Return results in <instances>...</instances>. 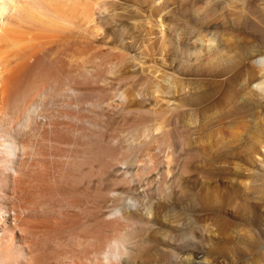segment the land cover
<instances>
[{
	"label": "bare ground",
	"instance_id": "bare-ground-1",
	"mask_svg": "<svg viewBox=\"0 0 264 264\" xmlns=\"http://www.w3.org/2000/svg\"><path fill=\"white\" fill-rule=\"evenodd\" d=\"M149 1L163 42L167 5ZM113 4L0 0V49L13 58L0 57V264H211L212 250L237 242L240 256L264 264L254 253L264 241L245 227L231 230L215 215L228 206L247 224L249 195L264 199V181L251 166L264 152V0H180L174 18L182 21L185 65L182 78L168 80L162 90L174 95L180 85L183 96L167 111L136 98L145 94L142 84H117L121 88L111 92L99 85L84 95L74 87L78 75L55 79L57 67L80 60V70L81 61L98 53L73 28L87 31L82 25L101 14L127 17V7L122 16ZM125 28L99 53L110 57L101 60L103 70L85 65L82 78L105 86L109 75L111 82L127 78ZM110 114L140 119L110 130ZM58 118L66 120L63 127ZM150 126L161 132L146 139ZM160 144L171 149L162 171L153 151ZM226 179V185L217 183ZM145 196L156 200L147 214ZM126 199L138 206H126ZM260 220L258 235L264 233Z\"/></svg>",
	"mask_w": 264,
	"mask_h": 264
},
{
	"label": "rangeland",
	"instance_id": "rangeland-1",
	"mask_svg": "<svg viewBox=\"0 0 264 264\" xmlns=\"http://www.w3.org/2000/svg\"><path fill=\"white\" fill-rule=\"evenodd\" d=\"M158 1L160 2L162 0H158ZM112 2H115V4H113L115 12H117V14L118 13L122 14V16L126 15L127 17L121 18L120 16H118V18L120 17V19H118L117 16H114L116 18L112 19L113 16L112 17L110 16V18L108 16V18H107V17H103L104 14H101L100 18H96V17L93 16L92 20L90 21L91 23L87 22L88 25H87V23L82 25L83 28H86L87 31H84V30H82L80 28H78V29L77 28H73L74 30L72 29V34H74L75 36L83 39V41H85V43L87 42L86 44L91 45L93 48L91 46L87 45L88 47L91 48V50L94 49L95 52H96V50L98 51V53H96L97 54L96 61L94 60V58L96 57V54L94 52L95 55H93V57L89 55V57H87V60L84 58L85 60L83 59L84 61L83 62L81 61V65L82 66L84 65L81 68L82 70L81 69L80 70L77 69L79 67L76 66V63H77V65L80 66V60H77V62L72 63L71 65H64V66L62 65L63 67L60 66L62 68L57 67V68L60 69V71H59V69H57L58 73L55 72L56 73L55 79L58 80V82H62L63 74L65 75L66 72L69 75H71V74L72 75H78V80L76 79L74 87H76V88L79 87L80 90H79L78 93L83 91L81 94L85 93L84 95H86V93L89 94L90 92L95 91L94 88H97V90H101V87H99V85L102 86L103 89L105 88L108 92H111L112 90H115V88H117V87L121 88V86H118V85H121V84H122V87L123 86L126 87L128 85L127 88L135 86L136 89L141 87L140 85L142 84V86L144 87V92H145L144 96L145 97L143 95L141 96V95H137L136 94V98L137 99L143 100L144 103L147 106H149L150 108H152L153 110H156V111H167V109L168 110H169V108L171 109L172 106L177 104L179 99L183 96V90L181 89L180 85L177 88L178 91L174 95L170 94L168 92H163V90H162V89H164L163 86L166 85V82L168 80L171 81L173 78H176V79L180 80L182 78V74L181 73H182V71L184 69L183 65H185L184 64L185 62H183V60L181 61L182 58H180V55H179V52H180L181 48H183L182 44H180V42H181L180 40H183V36H182V32H181L182 30H181V26H180L182 21L181 20L177 21L174 18L175 11H177V9L179 8L180 0H172V1H169V0L166 1L165 0V2L163 4L165 6L167 5L166 6L167 7L166 10H164L163 13H162L163 19H166L165 20V24H166V27H167L166 28L167 30L165 29L164 32H163L164 36L162 37V39L164 37H166V39L165 38L163 39L164 40L163 42L160 40L161 39L160 38V33H159L160 32V28L156 27L157 26V24H156L157 8L151 6L152 3L150 4L149 0L147 2H145V3H143L142 5L140 3L135 2V0H112ZM157 6H159V5H157ZM115 7H116V9H115ZM123 7L124 8L127 7V9H129V10H127V12L129 14L127 12H125V15H123L124 14L123 12L125 11ZM128 17H129V20H128ZM130 17H132V18L134 17L135 20L133 18L132 21H131ZM102 18L103 19L106 18V19L103 20ZM110 19H112V20H110ZM114 19H116L117 22ZM121 20H123V21H121ZM110 21H112V23ZM124 23H126L127 25L124 24ZM124 27H126L125 28L126 31L125 30H124L125 32L123 31L124 39L122 41H124L123 43L126 44V46L128 48V51H129L128 55L130 56V60L128 59V61H126V63H125L126 69L124 68V70L126 71V76H127V78L125 77L124 80H126V81L124 82V80L122 79L121 82H119L120 83L119 84V83L116 82L117 81L116 79H115L116 81L114 79H112L113 82H111L110 79L113 76L109 75L111 78L109 77L110 79L108 81H105V84L107 86L106 87L104 85V83H98V81H96L95 79L92 80L93 77H90V79H88L89 76L87 78H82L80 76V73H79L80 71H81L82 75L84 73V76H87L88 74H86V73H87V71L89 72V70L91 72H96V71H99V70H103V68L105 66V63L103 64V61L101 63V60H104V59L107 60L108 58L110 59V57L107 56L108 54L106 53L107 52L106 50H108L109 46L111 47L114 44V37H115L114 35H115V33H117L121 28H122L121 30H123ZM248 27H249L250 31H253V28H254V30L259 28V27L256 28V26H251V27L248 26ZM73 31H74V33H73ZM191 40L192 39H190V41L188 40L187 42L189 43V42H191ZM160 44H162V45L160 46ZM90 48H89V50H90ZM2 49H0V51H1L0 52V57L2 58V56H4L5 54L6 55L8 54V56H9L10 50H2ZM161 49H162V53H161ZM94 50H92V51H94ZM101 50H104L106 52L102 51V53H101L102 55H100L99 53L101 52ZM6 51H8V52H6ZM92 54H93V52H92ZM104 56H106V58ZM9 57L6 56L5 58L7 60H9ZM90 57H92L91 60H90ZM132 57H134V60L131 59ZM10 58H12V57H10ZM98 58H100V59H98ZM88 59H89V61H88ZM10 60H13V58L10 59ZM85 61L87 63L89 62V64H86ZM92 61H93V64H92ZM85 65H87V67H88V65L89 66L93 65V67L90 66L93 69L91 70V68L89 69ZM96 65L98 66L97 68H95ZM70 66H72V67H70ZM73 68H75V71H74ZM63 69L65 71L64 73H63ZM65 69H68V70L69 69H73V70L68 71V70H65ZM72 71H74V74H73ZM82 71H84V72H82ZM77 72H78V74H77ZM61 74H62V76H61ZM130 75H131V77H133V75H134V77L133 78H128ZM93 81H95V82H93ZM138 81H140V82H138ZM82 82H83V84H81ZM107 82H109V83L107 84ZM129 85H131V86H129ZM103 89H102V91L107 92L105 89L104 90ZM76 90L78 91V89H76ZM67 93H68V91H62L61 94H63L64 96L63 95L62 96L65 97V95L69 96L68 95L69 93L68 94ZM75 93L78 94L76 91H75ZM62 96L59 97V99H61ZM262 105H264V101L262 102ZM169 112L170 111H168V113L165 114L164 116L162 115V117L165 118L166 115L168 116L170 114ZM110 115H108L109 119L107 117V119L110 122L107 119H106L107 121H105V124H106L105 126L107 128L110 127V130H112V129L119 130L121 127L129 125V123L132 124L134 122H138L139 119H140V118H137V117L132 116V115L127 116V117L126 116L123 117V116H120V115L119 116L118 115H116V116L111 115V117H110ZM35 119H36L35 120L36 122H39V120L42 121L41 117H38V119L35 117ZM58 119H60V118H58ZM61 120L64 123L66 122V120L64 118H61L59 120L60 121L59 123H61L60 126L63 127ZM150 127H148V129L145 130L144 135H146V137H145L146 139H148L151 135H156V136L160 135L161 130H153V131H151L152 127H151V129H150ZM157 133H159V134H157ZM179 147H180L179 146V142L177 140V148H176L177 151L176 152L179 151ZM153 151L156 152L157 155H158L157 156V158H159L158 159V161H159L158 162L159 163L158 166L161 169V171H162V169L164 170V167L168 168L167 165L165 164V160H166L165 157L171 153V149L168 148L165 144H160L157 147H155L153 149ZM255 158L257 160L256 159H252V165L251 166H252V168H254V171L259 172V174L257 173L258 177L260 176L261 179H263V181H264V178H263L264 177V166H263L264 165V152H263V155H258ZM260 162H262V163H260ZM171 166H172V164H171ZM157 179H158V177H157ZM224 180H221V181H219L217 183L221 184L222 186L226 185L227 184L226 182H228V180L227 179H226L227 181H224ZM222 181H223V183H222ZM260 182H261V180L258 183H260ZM236 186H238L239 188H236ZM236 186H235V189H239L240 192H241V194H239V193L238 194L242 198L243 197L246 198V196H247V195H245L246 193H244L242 191V189H240L239 185H236ZM239 190L238 191L236 190V191L239 192ZM249 196L250 197H248V199L249 198L250 199L248 200V203H247L248 204L247 215H246L247 217H245V218H247V224H244L246 222V220H241L242 222H239L240 221L239 219L234 218L233 215H235V213H233L232 208L228 207V206H226L227 211H226V208H225L224 209L225 213L222 212L223 215L221 213H216L215 215H216V217L219 218V220L221 219V216H222L221 220L223 221V223L225 221H227V222L229 221L228 223L231 224L230 225L231 226V228H230L231 230L233 229L232 227H237L236 225H238V227H241V228L245 227L246 230L248 229L247 231H249L250 237H253L254 239H257V240H261V241L263 240L264 241V233H261L260 235L257 234V232H258L257 225H258L259 220L262 219V221L264 222V217H263L264 216V199L260 198L262 201L260 199H258L257 197H259V195L253 197L252 194H251ZM146 197L147 196H145L143 198V203H144L143 206L144 207L143 206H141V207H142V210H143L142 212L147 214L148 213L147 212L148 211L147 206L151 203L150 201H156V200L154 198H152L153 200L150 199V201H149V199L146 198ZM256 202H257V204H256ZM125 203H126V206H128V207H137L138 206L136 204V202L131 200V199L130 200L126 199ZM258 206H260V207H258ZM250 208H252L253 212H252V210ZM254 208L256 209L255 213H254V211H255ZM257 210H258L259 213H257ZM261 211H262V214L260 215ZM249 212H250V214H252V217L249 214ZM253 213L255 214V216H256V214H258L257 215L258 218H257V216L255 217ZM218 214L219 215L221 214V215L218 216ZM149 216H152V213L151 214L149 213ZM212 216H214V214ZM221 220L219 221L220 223H222ZM251 220H252V222H251ZM262 221L260 220V222H262ZM234 222H236V223H234ZM239 223L240 224L242 223V224L240 225ZM248 223H250V224H248ZM242 225H246V226H242ZM251 226H252V228H251ZM251 230H252V232H251ZM253 231H254V233H253ZM255 233H256V235H255ZM233 235H234V233H233ZM253 238H250L249 240H252ZM219 239H222V237L221 238L219 237ZM239 243L237 242V243H232V244H229V243L223 244V246H222L223 249L221 247H219L220 249L217 248L219 250L222 249V253H219V254H218L219 250H217V249L216 250H212V252H210L211 254L210 253L208 254V259H209L210 263L211 264H252V260L253 259L256 260V258L253 257L251 259L250 258L247 259L245 257L240 256V252L237 251V249H236V248H238V244ZM261 243L263 244L264 242H261ZM261 243L259 244V246L256 249V251H254V253L259 254L260 257H261V259H260L261 262H264V244L262 245ZM213 251H214V253H213Z\"/></svg>",
	"mask_w": 264,
	"mask_h": 264
}]
</instances>
